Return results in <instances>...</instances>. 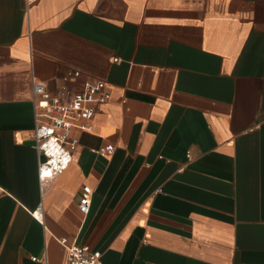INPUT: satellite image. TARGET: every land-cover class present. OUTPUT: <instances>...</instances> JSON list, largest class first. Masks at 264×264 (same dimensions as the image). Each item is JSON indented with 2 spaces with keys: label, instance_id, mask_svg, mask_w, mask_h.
I'll use <instances>...</instances> for the list:
<instances>
[{
  "label": "crops",
  "instance_id": "crops-1",
  "mask_svg": "<svg viewBox=\"0 0 264 264\" xmlns=\"http://www.w3.org/2000/svg\"><path fill=\"white\" fill-rule=\"evenodd\" d=\"M97 79L41 190L32 83ZM61 237L102 264H264V0H0V264H66Z\"/></svg>",
  "mask_w": 264,
  "mask_h": 264
},
{
  "label": "built area",
  "instance_id": "built-area-1",
  "mask_svg": "<svg viewBox=\"0 0 264 264\" xmlns=\"http://www.w3.org/2000/svg\"><path fill=\"white\" fill-rule=\"evenodd\" d=\"M78 71L68 73L75 77ZM34 97V129L32 139L38 154L37 177L40 189L43 190L54 176L64 171L72 159L78 138L71 134V128L76 121H88L95 112L98 104L105 103L109 97L106 83L97 79L88 81L83 88L73 93L69 98H62L49 93L41 82L32 83ZM78 127L89 130L90 125L79 123ZM93 152L102 155H110L112 147L102 146L93 149ZM92 190L89 186H83L78 199V209L86 215L89 212ZM40 216V207L35 211ZM59 242L65 246L66 264H102L99 256L91 251L88 246L76 242H68L65 237L59 238ZM37 260V257H31Z\"/></svg>",
  "mask_w": 264,
  "mask_h": 264
}]
</instances>
